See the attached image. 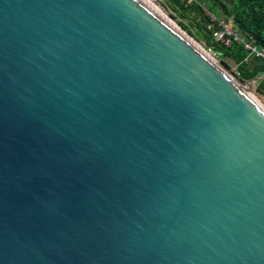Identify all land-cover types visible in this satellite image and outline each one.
Wrapping results in <instances>:
<instances>
[{
	"label": "water",
	"instance_id": "water-1",
	"mask_svg": "<svg viewBox=\"0 0 264 264\" xmlns=\"http://www.w3.org/2000/svg\"><path fill=\"white\" fill-rule=\"evenodd\" d=\"M261 82L148 0H0V264H264Z\"/></svg>",
	"mask_w": 264,
	"mask_h": 264
},
{
	"label": "trees",
	"instance_id": "trees-1",
	"mask_svg": "<svg viewBox=\"0 0 264 264\" xmlns=\"http://www.w3.org/2000/svg\"><path fill=\"white\" fill-rule=\"evenodd\" d=\"M160 1L179 16L172 18L179 20V26L187 34L214 49V56L223 67L236 70L242 84L264 77V60L251 56L244 44L233 42L228 48L215 41V34L224 31V24L242 41L263 51L264 0H196L188 7L179 0ZM258 91L264 96V82L258 84Z\"/></svg>",
	"mask_w": 264,
	"mask_h": 264
},
{
	"label": "built area",
	"instance_id": "built-area-1",
	"mask_svg": "<svg viewBox=\"0 0 264 264\" xmlns=\"http://www.w3.org/2000/svg\"><path fill=\"white\" fill-rule=\"evenodd\" d=\"M182 4L185 6H190L194 3H196V0H179ZM224 31L221 33L215 34V41L216 43H222L226 47H231L233 42H239L245 45V49L249 52H251V56H255L258 59H263L264 60V50L263 51H258L253 44L250 43H245L242 41L240 38H238L233 31L226 25L223 24ZM210 54H214V49L210 48ZM210 55V56H211ZM212 57V56H211Z\"/></svg>",
	"mask_w": 264,
	"mask_h": 264
},
{
	"label": "rangeland",
	"instance_id": "rangeland-1",
	"mask_svg": "<svg viewBox=\"0 0 264 264\" xmlns=\"http://www.w3.org/2000/svg\"><path fill=\"white\" fill-rule=\"evenodd\" d=\"M161 11L162 13L167 16L175 25H177L181 30L182 28L179 26V23L178 21L179 20H174V18L172 17H179L177 14H175L171 8L167 7L166 4L160 0H151ZM209 5V4H208ZM207 5V7H208ZM194 31L196 32L197 29H194ZM195 40V39H194ZM196 41V40H195ZM197 42V41H196ZM199 44V46H201L209 55L210 54V49L207 47V43L205 41H202V42H197ZM212 58H214L215 61H217L220 65L221 63L219 62V60L214 56V54L211 55ZM222 66V65H221ZM223 67V66H222ZM229 74H231L235 79L238 80L237 78V72L235 69H232V70H228L226 69L225 67H223ZM244 85L245 87H250V85L248 84H242Z\"/></svg>",
	"mask_w": 264,
	"mask_h": 264
},
{
	"label": "bare ground",
	"instance_id": "bare-ground-1",
	"mask_svg": "<svg viewBox=\"0 0 264 264\" xmlns=\"http://www.w3.org/2000/svg\"><path fill=\"white\" fill-rule=\"evenodd\" d=\"M149 2H151L157 9H159L151 0H148ZM160 10V9H159ZM161 11V10H160ZM162 12V11H161ZM202 48V47H201ZM203 49V48H202ZM204 50V49H203ZM217 62V61H216ZM247 92H248V90L249 89H247V88H244ZM264 109V108H263Z\"/></svg>",
	"mask_w": 264,
	"mask_h": 264
}]
</instances>
